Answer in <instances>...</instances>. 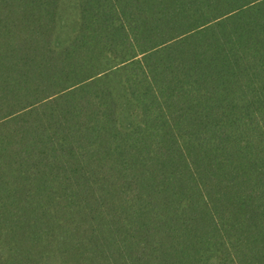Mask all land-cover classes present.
I'll return each mask as SVG.
<instances>
[{"label":"trees","instance_id":"obj_1","mask_svg":"<svg viewBox=\"0 0 264 264\" xmlns=\"http://www.w3.org/2000/svg\"><path fill=\"white\" fill-rule=\"evenodd\" d=\"M0 264H264V0H0Z\"/></svg>","mask_w":264,"mask_h":264},{"label":"rangeland","instance_id":"obj_2","mask_svg":"<svg viewBox=\"0 0 264 264\" xmlns=\"http://www.w3.org/2000/svg\"><path fill=\"white\" fill-rule=\"evenodd\" d=\"M132 108V107H131ZM130 107H127V109H131Z\"/></svg>","mask_w":264,"mask_h":264}]
</instances>
